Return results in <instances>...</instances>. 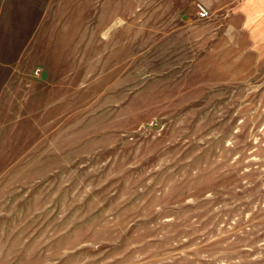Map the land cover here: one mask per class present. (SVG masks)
<instances>
[{
	"label": "rangeland",
	"instance_id": "obj_1",
	"mask_svg": "<svg viewBox=\"0 0 264 264\" xmlns=\"http://www.w3.org/2000/svg\"><path fill=\"white\" fill-rule=\"evenodd\" d=\"M192 1L0 0V264H264V46Z\"/></svg>",
	"mask_w": 264,
	"mask_h": 264
},
{
	"label": "crops",
	"instance_id": "obj_2",
	"mask_svg": "<svg viewBox=\"0 0 264 264\" xmlns=\"http://www.w3.org/2000/svg\"><path fill=\"white\" fill-rule=\"evenodd\" d=\"M192 2L196 6L198 3L207 6L211 14L209 20L214 21L216 27L210 31L200 29L197 32H191L190 37L200 41L201 45H209L208 43L211 42L210 45L216 48L209 52H226L232 55L231 65L224 67L227 76L231 74L230 68H234L233 59L236 61L235 68H238V54L241 51L249 54H258L263 51L261 47L264 46V0H193ZM193 15L194 17L196 15L198 19L197 12ZM177 31L184 32L186 36L185 29ZM240 37L249 39L247 48L242 50Z\"/></svg>",
	"mask_w": 264,
	"mask_h": 264
},
{
	"label": "built area",
	"instance_id": "obj_3",
	"mask_svg": "<svg viewBox=\"0 0 264 264\" xmlns=\"http://www.w3.org/2000/svg\"><path fill=\"white\" fill-rule=\"evenodd\" d=\"M196 7H197L198 19L201 21L209 20V18L211 17V14L207 6H205L204 4L198 3Z\"/></svg>",
	"mask_w": 264,
	"mask_h": 264
}]
</instances>
